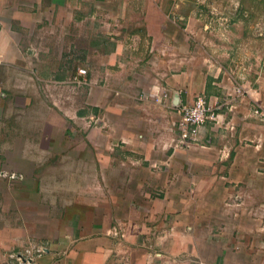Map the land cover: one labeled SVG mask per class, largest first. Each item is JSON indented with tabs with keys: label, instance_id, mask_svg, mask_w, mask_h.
<instances>
[{
	"label": "crops",
	"instance_id": "1",
	"mask_svg": "<svg viewBox=\"0 0 264 264\" xmlns=\"http://www.w3.org/2000/svg\"><path fill=\"white\" fill-rule=\"evenodd\" d=\"M261 107L264 0H0V264H264Z\"/></svg>",
	"mask_w": 264,
	"mask_h": 264
},
{
	"label": "built area",
	"instance_id": "2",
	"mask_svg": "<svg viewBox=\"0 0 264 264\" xmlns=\"http://www.w3.org/2000/svg\"><path fill=\"white\" fill-rule=\"evenodd\" d=\"M217 15V14H216ZM230 23L228 20L223 19L221 14L215 19L214 26L222 28L224 31L228 30ZM214 29V28H212ZM79 76L86 75V70L79 69ZM78 87L83 84L81 81L76 82ZM237 93H241L239 88H236ZM243 94V93H241ZM143 96H146L145 94ZM170 98L169 92L162 88L157 96H153L155 101L164 102L167 104V100ZM256 110L258 114L264 116V109L258 108ZM177 117L170 120V128L176 130L177 138L174 146H188L198 140V131L202 123L208 118H216L217 114L214 112L213 105L208 103L206 96L201 94L192 103H185L181 106H177ZM115 234L119 233V230H114ZM43 251L42 247H37L34 252L26 250L23 253L12 251L8 254L10 259H14L18 264H35L33 262L34 253L40 254Z\"/></svg>",
	"mask_w": 264,
	"mask_h": 264
},
{
	"label": "rangeland",
	"instance_id": "3",
	"mask_svg": "<svg viewBox=\"0 0 264 264\" xmlns=\"http://www.w3.org/2000/svg\"><path fill=\"white\" fill-rule=\"evenodd\" d=\"M102 25L103 24L101 23V26ZM75 55H76V53H75ZM80 69H84V70L88 71L89 67H81ZM78 70H79L78 68H73V67L68 68V70H67L68 77L67 78H69V79H67L65 83H53V82H51V83L45 84V85L49 86L51 89H55L54 91L51 92L52 103L54 106L72 109V108H74V105L79 106V107H83V108H87V106L91 105L92 102H90V101H92V100L89 97V95L87 94V91L89 89L84 88V87H86L85 86L86 84L80 85V86L84 85L82 88V92H83L82 96H84V93H86V95L84 96V98H81V100H79L80 102H76L77 99L75 98L76 94L74 92L77 93L79 88H78L77 83H75V82L79 81V79H77V77H75V74L76 73L78 74ZM86 76H87V73H86V75L83 76V78ZM84 82L85 81L81 80V83H84ZM56 91L57 92L63 91L65 93V95H63L60 98L59 94H58V96H56Z\"/></svg>",
	"mask_w": 264,
	"mask_h": 264
}]
</instances>
